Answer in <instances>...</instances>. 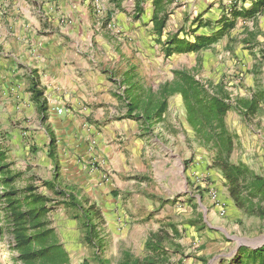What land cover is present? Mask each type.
Masks as SVG:
<instances>
[{
	"label": "rangeland",
	"instance_id": "rangeland-1",
	"mask_svg": "<svg viewBox=\"0 0 264 264\" xmlns=\"http://www.w3.org/2000/svg\"><path fill=\"white\" fill-rule=\"evenodd\" d=\"M67 1L69 0L65 1V7L68 6ZM89 1L92 8L91 18L99 21L92 38L96 64L102 65L101 59L106 56L109 58L108 65H112L109 75L116 85V106L119 111L115 118L133 119L127 116L129 100L126 95L129 89L138 102L137 113H142L151 92L155 93L160 85L170 81L174 70L191 69L201 81L221 82L230 91L233 107L226 121L235 140L231 160L247 165L252 173L264 177V102L260 104L259 110L249 117L236 103V99H248L257 91H264V13L256 19L238 18L235 26L209 48L199 52L168 54L166 41L174 34L186 39H193L195 34H214L220 28L217 21L228 12L231 2L235 0H159L158 9H162L159 10L160 15L167 13L162 34L156 33L153 26L156 0L143 3L142 10L136 7L135 0ZM82 4L85 5V0H82ZM29 6H32V0H0L1 30L8 26L3 23L5 19L15 17L16 12H19L20 16L24 15L26 9H31ZM64 17L67 21L72 20L68 11ZM31 47L32 42L27 38L16 41L11 35L5 36L0 32V61L6 64L3 66L6 70H0V146L6 152L7 162L11 156L10 147H13L16 153L18 149H22L21 159H26L27 155L36 154L38 148L42 149V139L46 135L43 129L47 125V135L56 153V158L51 162V173L55 175L56 188L44 183L49 171L46 158L34 172L21 164L14 165L13 173L17 176L12 184L17 189H22L33 183L40 193L55 201L48 215L50 225L56 229L60 240L67 244L66 248L72 256L71 264H126L121 262L124 259L123 227L104 232L103 236L100 233L103 239L97 245L86 244L84 237L89 229L84 225V213L78 206L62 203L64 195L56 190L65 188L64 175L68 174L61 168V156L56 149L61 148L64 151V139H69L71 132L65 133L61 126L66 117L65 112L59 113L55 105L50 106L44 95L32 98L28 93V80L22 86L26 78V66H29L28 57L24 52L32 51ZM15 50L19 52V61L14 60ZM31 56L29 55V58ZM16 63L19 64L18 68L22 69L20 78L23 77L24 80H6L15 72L12 66ZM39 112L45 116L42 118ZM168 113H174V116H170L171 119L166 123L161 120L154 123L150 130L141 131L155 151H159L155 138H160V135L164 137L168 147L162 146L165 157L171 154L170 145L174 148V157L170 158H174V196L171 199L160 198V205L148 217L155 223H160L156 216L157 210L166 206L167 214L174 215L172 234L158 232L161 244L173 255L172 264H220V259L229 260L241 246L249 247L241 245L238 248L240 242L252 244L264 239V218L248 215L236 206L223 172L213 166L214 149L197 135L188 122L184 101L179 93L168 98L165 114ZM140 122L143 126V120ZM84 125L85 121L81 127ZM77 134L78 131L71 136L76 141L79 139ZM64 154L65 152L62 153ZM90 165L92 169L87 173L96 168H103L97 161ZM211 169H215L225 179L221 190L212 180ZM67 170H72V177L84 173L80 167H75V164L69 165ZM102 172V180L97 186L105 194L111 173L106 168L102 169ZM145 180L148 183L146 194L157 195V190H162L163 181L160 175H148ZM206 183L215 187L216 201L208 196L204 187ZM2 190L3 186L0 185V192ZM84 196L80 200L87 207L89 199L86 198V192ZM2 202L0 200V203ZM107 202L106 199L101 200V203L92 199L96 209L103 208L102 224L108 229L114 224L128 223L125 216L115 215V211H107ZM132 218V223L141 227L147 217L136 215ZM163 224L165 223L162 222L161 225ZM133 234L138 245L140 230ZM113 237L115 241L112 240ZM8 245L7 241L0 243V256L8 261L7 264H20L16 259L17 251Z\"/></svg>",
	"mask_w": 264,
	"mask_h": 264
},
{
	"label": "crops",
	"instance_id": "crops-1",
	"mask_svg": "<svg viewBox=\"0 0 264 264\" xmlns=\"http://www.w3.org/2000/svg\"><path fill=\"white\" fill-rule=\"evenodd\" d=\"M65 1L32 0V6H29L31 9H26V13L22 16L16 12L15 17L5 19L3 23H7L8 26L2 30L0 28V32L5 36L11 35L16 41L27 38L32 42V51L24 52V55L28 57L29 66L25 67L27 73L22 86L28 80L30 85L28 89L31 91L28 90V93L32 98L36 97L34 88L36 87L42 91V95L48 100L50 106L55 105L57 108H62L66 114L61 126L65 133L71 132V135L69 139L66 137L64 139V151L61 148L56 149L61 156V168L65 170V174L68 173L67 176L64 175L66 179L63 182L67 185H76L79 198H82L86 192L89 203H92V199L100 203L101 200L106 199L108 201L107 211H115V215L127 218L128 223L114 224L108 229L102 222L97 223L95 229L99 233L97 242L103 239L100 233L103 236L104 232L115 231L122 226L124 245L122 263L129 264L130 255L133 259L141 261L154 257L157 264H172L173 255L166 246L161 244L158 232L172 234L174 215L167 214L166 206L157 210L156 216L160 219V223H155L148 216L160 205V198L171 199L174 196V158L170 159L171 156L174 157V148L170 145L171 154L165 157L162 152L168 147L162 135L160 138H155L159 147V151H155L147 139L142 136L141 120L115 118L119 111L116 106L118 104L115 96L116 85L109 75L112 65H108L109 58L104 56L101 59L103 64L97 66L92 49V38L96 32L94 28L99 21L97 22L94 17L90 16L92 8L89 0H85V5L82 4V0H69L67 7L64 6ZM67 11L72 20L65 19ZM18 55V50H15L13 52L15 61H19ZM29 55H32L31 58ZM4 65L6 64L0 61L1 71L6 70L3 68ZM18 67V63L12 66L15 72L6 80H24L23 77L20 78L22 69ZM20 88L23 89L21 86ZM39 114L42 118L45 116L44 113L39 112ZM170 116H174V113H164L162 121L166 123L171 119ZM108 120L111 122H107ZM84 121L85 125L82 128L81 124ZM46 128L47 125L43 129L46 135L42 139V149L38 148L36 154H29L26 159L22 160L20 156L22 149H18L16 153L14 148L10 147L12 154L10 152L8 163L12 171L14 165L21 164L34 172L39 168L41 161L43 162L46 158V163L49 165L46 178L54 180L55 175L51 173V162L56 158V153L55 148L50 144ZM76 131L79 136L77 141L71 137ZM64 152L65 154L62 155ZM96 161L100 163L99 166L103 167L102 169L106 168L111 173L105 194L97 186V183L102 180V169L96 168L91 173H87L92 169L90 164ZM72 164L80 167L84 173L72 177V170H67ZM210 174L217 188L221 190L225 184L223 176L215 169H211ZM148 175L162 177V190H157V195L145 193L148 186L145 177ZM164 193L166 196H163ZM98 210L103 216L101 212L103 208ZM136 215L147 217L141 227L132 223L134 220L132 217ZM162 222L165 224L161 225ZM138 229L140 236L137 245L133 232ZM154 234L157 236L154 241L160 242V249L155 253L147 247L148 239ZM112 240L115 241V237ZM2 241H7L8 247L17 251L16 259L20 263L19 251L13 247L12 237L0 233V243ZM61 242L67 247L64 241L61 240ZM69 255L72 261V256L70 253ZM6 262L8 261L0 256V264H7ZM218 262L223 263L222 259Z\"/></svg>",
	"mask_w": 264,
	"mask_h": 264
},
{
	"label": "trees",
	"instance_id": "trees-1",
	"mask_svg": "<svg viewBox=\"0 0 264 264\" xmlns=\"http://www.w3.org/2000/svg\"><path fill=\"white\" fill-rule=\"evenodd\" d=\"M147 1L135 0L136 7L142 10L143 3ZM158 2L159 0L154 2L156 10L152 19L155 32L162 34L167 13L160 15L159 10L162 9H158ZM231 3L228 12L217 21L220 28L214 34L194 33L193 39L181 38L174 34L166 41L167 53L199 52L209 48L235 26L238 18L256 19L264 13V0H235ZM34 88L35 95L39 98L43 93L40 89ZM127 92L126 99L129 100L127 116L143 120L141 131L150 130L154 123L163 120L168 98L179 93L184 101L188 122L197 135L214 149L213 166L223 172L236 206L248 215L264 218V177L252 173L247 165L237 164L231 160L235 140L226 117L233 107V97L223 83L203 82L191 69H176L170 81L160 85L155 93L151 92L142 113H137L139 105L136 97L130 93V89ZM262 102L263 90L254 93L251 98L236 99L237 105L247 117L255 114ZM16 176L7 162L6 152L0 146V185L3 186L0 192V200L3 201L0 203L2 216L0 233L12 237L13 247L19 251L18 259L21 264H71L68 250L58 237L56 229L50 225L48 215L55 201L40 193L33 183L17 189L12 184ZM44 183L56 188V179ZM56 190L64 195L62 203L78 206L82 210L84 225L89 229L84 239L89 245H97L99 233L95 229L96 224L102 220L100 211L92 203L85 207L79 198L77 187L72 184H65V188ZM155 238L157 236L154 234L147 241V247L154 253L160 249V242L154 241ZM129 260V264H157L154 257L141 261L129 255ZM222 264H264V245L256 249L241 246L232 258L223 261Z\"/></svg>",
	"mask_w": 264,
	"mask_h": 264
},
{
	"label": "built area",
	"instance_id": "built-area-1",
	"mask_svg": "<svg viewBox=\"0 0 264 264\" xmlns=\"http://www.w3.org/2000/svg\"><path fill=\"white\" fill-rule=\"evenodd\" d=\"M57 111L59 113L63 112L62 108H58ZM205 189L207 190V194L209 197H211L214 201H216V197H217V191L215 190V187L209 183H206L204 185Z\"/></svg>",
	"mask_w": 264,
	"mask_h": 264
},
{
	"label": "water",
	"instance_id": "water-1",
	"mask_svg": "<svg viewBox=\"0 0 264 264\" xmlns=\"http://www.w3.org/2000/svg\"><path fill=\"white\" fill-rule=\"evenodd\" d=\"M241 245H248L250 248L256 249V248L261 247V246L264 245V239H263L262 241H258V242L256 241V242H254V243H252V244H246V243H244V242H240L239 245H238V248H239Z\"/></svg>",
	"mask_w": 264,
	"mask_h": 264
}]
</instances>
